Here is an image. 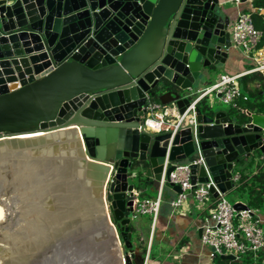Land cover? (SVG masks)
<instances>
[{
  "label": "water",
  "instance_id": "obj_1",
  "mask_svg": "<svg viewBox=\"0 0 264 264\" xmlns=\"http://www.w3.org/2000/svg\"><path fill=\"white\" fill-rule=\"evenodd\" d=\"M230 24L225 0H0V176L14 194L0 204L14 211L15 228L23 213L13 169L28 158L52 159L59 171L71 167L61 191L72 183L88 188L90 220L100 228L92 240L115 238V261L119 256L123 264L144 263L130 229L140 174L158 189L167 157L191 160L197 140L204 162L191 165L192 182L213 178L222 193L233 192L239 165L257 150L264 154V114L240 118L208 104L205 111L198 106L197 125L175 135L143 125L148 95L183 113L191 92L227 63ZM56 196L63 194H47L40 208L67 216ZM56 247L29 242L12 252L0 245L25 262L38 256L41 264L45 254L59 253Z\"/></svg>",
  "mask_w": 264,
  "mask_h": 264
},
{
  "label": "built area",
  "instance_id": "obj_2",
  "mask_svg": "<svg viewBox=\"0 0 264 264\" xmlns=\"http://www.w3.org/2000/svg\"><path fill=\"white\" fill-rule=\"evenodd\" d=\"M238 8L242 4L252 5L253 0H231ZM263 12L262 7L257 9ZM232 46L253 63L248 70L238 74L221 75L215 83L191 92L190 104L183 113L176 106L163 104L153 100L148 95L144 108L143 125L150 132H172L175 135L180 129L190 125H197V108L202 100L209 96L219 98L220 101L231 108L246 113L240 107L239 100H248L239 86L242 76L251 72L264 74V44H262L263 32L259 30L249 12L240 10L238 16L232 21L231 27ZM204 158L199 142L196 140L194 157L189 161L170 162L168 157L165 162L162 177L155 197L140 198L139 192L135 191L134 216L149 214L152 217L153 230L158 221L164 200V192L167 184L180 185L181 192L171 200L173 208L182 206L193 195L200 204L212 202V208L202 225V242L210 248V256L217 258L226 254H233L236 259L242 258L248 252L255 255L261 254L260 260L254 264H264V226L255 211L248 207L237 210L226 193H222L213 178L207 182H192V164H202ZM174 165L173 171L168 174L170 165ZM240 174L234 176L235 184ZM215 187L218 196L215 197L211 188ZM150 249L144 256V263L149 264Z\"/></svg>",
  "mask_w": 264,
  "mask_h": 264
},
{
  "label": "crops",
  "instance_id": "obj_3",
  "mask_svg": "<svg viewBox=\"0 0 264 264\" xmlns=\"http://www.w3.org/2000/svg\"><path fill=\"white\" fill-rule=\"evenodd\" d=\"M232 9V10H231ZM229 9L231 20H235L241 10L238 8ZM253 63L250 59L246 58L239 49L234 48L231 51L227 63L220 67V71L213 77H209L205 85L200 88L209 86L219 80L221 75L224 74H238L251 68ZM256 72L247 73L239 80V86L243 93L248 96V100H239L240 106L248 112L262 113L261 110H249L244 105L251 101L252 105L258 107L264 101V80L260 79V75ZM248 76V77H247ZM220 101L219 98H216ZM221 102V101H220ZM223 109V108H222ZM230 113V110L223 109ZM242 113L241 111H239ZM237 117H242L238 115ZM261 165H264V154L257 150L254 152L253 157L239 165L241 168L238 174L242 172L252 177L259 172ZM242 170V171H241ZM145 197H155L157 188L151 183H147L144 187ZM177 191L172 187H167L164 192V200L162 203L161 211L155 228L153 230L152 217L149 214L134 216L130 225L133 226V242L136 247L137 253H142L143 248L147 251L150 249L149 264H220L217 258L210 256V248L202 242V225L208 217L212 208V202L209 201L200 204L196 201L195 197L191 195L187 201L178 208H173L170 204L171 200L177 195ZM227 196L232 197L231 202L242 201L248 206L247 199L237 189L233 192L227 193ZM142 198L141 196H139ZM264 226V212L255 211ZM138 232V240H134V234ZM229 262L221 264H250L242 257L236 260L226 259Z\"/></svg>",
  "mask_w": 264,
  "mask_h": 264
},
{
  "label": "bare ground",
  "instance_id": "obj_4",
  "mask_svg": "<svg viewBox=\"0 0 264 264\" xmlns=\"http://www.w3.org/2000/svg\"><path fill=\"white\" fill-rule=\"evenodd\" d=\"M40 134L42 133L22 135L19 137H30ZM64 166L65 169L61 168V171H59L52 159L36 163L31 161L30 158L20 160L18 166H15L13 169V178L15 184L14 192L16 193L18 199L16 206L18 208H22L23 215L17 229L15 228L13 231L8 229L6 230L2 227V224L7 220V212H5V209L0 204V242L4 241L3 239L7 240L5 242H9V244L4 243L7 246L6 248L9 247L8 250H11L12 252L14 250H19L21 244L29 242H32L35 247L41 245L46 246L50 242V235L55 230L54 236H57L56 241L60 240L59 236L65 234L64 232H59V229L64 224V221H62L64 217L49 216L46 214L44 209H42V207L40 208L47 194H63V196H56L57 199H55V203L59 202L71 204L83 202V205L86 206L89 214H92L91 199L87 195L89 194L88 188H86V190L83 186H79L78 183H72L67 186L68 188L61 191L63 183L67 181L63 177L66 176L68 171H71V167L69 168L67 164ZM8 183L9 180L0 176V200L5 198L4 195H6V200H13V198H10L6 192ZM72 190L75 191L74 196H72V198L66 197L65 195ZM103 209L104 212H106V207ZM85 225L91 226V223ZM104 247L110 249L108 256H104V258H107L106 261L110 264V255L113 251L116 252L118 249L117 240L115 238L110 239ZM55 249L58 250L57 247ZM6 250L7 249H0V264H6V259H10L13 264H41V258H34V260H30L31 262L28 263L25 262L24 259L21 260V258H19L20 255L14 256L13 253H7ZM54 254L55 257L53 254L52 256H50V254H46L44 257V264H74V262L71 261V258L68 260L63 258L61 260L58 258V253L56 254L55 252ZM115 262H117V264H123L122 259H120L119 256Z\"/></svg>",
  "mask_w": 264,
  "mask_h": 264
},
{
  "label": "rangeland",
  "instance_id": "obj_5",
  "mask_svg": "<svg viewBox=\"0 0 264 264\" xmlns=\"http://www.w3.org/2000/svg\"><path fill=\"white\" fill-rule=\"evenodd\" d=\"M225 7H227L228 9L237 8L231 0H225ZM220 70L221 69H219L217 72H219ZM211 77L213 76L211 75ZM206 102L209 105L213 104L214 107H220V108L228 109V110L231 109L230 106L220 102L218 99H216L213 96H209L206 99ZM2 135H6V134H2ZM74 192L75 191L72 190L71 192L67 193L65 196L68 198H72V196H74ZM12 195L14 194H9V196H12ZM4 197H5L4 200H6V195H4ZM227 197L230 201L232 200V197L230 196H227ZM77 200H78V197H77ZM83 204H84L83 202L65 204L64 208L67 212V216L66 215L64 216V219L62 220L64 221V224L59 229L60 232H64L65 234L59 236L60 240L56 241L57 236H54V233H52L50 235V242H55L59 244V247H57L59 250L58 258H60L61 260L63 258H65L66 260L71 258L72 259L71 261H73L74 264H87V263L88 264H109V262L106 261L107 258H104V256H108V253L110 251L109 248H106L107 246L104 247V245L107 244L108 240H104V241L103 240H100V241L92 240V237L94 236L95 233L99 232L100 228L99 227L93 228L94 224L91 223L92 221L90 220L91 214H89V212L87 211L88 209ZM13 212L9 211L7 213V216H6L7 220L3 222L2 226H5L7 224L11 227L10 229L14 230L15 227L17 226H14V221L12 218ZM56 216L63 217L61 212L58 213ZM144 216L148 217L147 215H144ZM73 218H76L77 222H74V221L72 222ZM88 223H91V226L85 225ZM138 234H139L138 232H135L134 240L135 239L138 240V237H137ZM0 245H2L3 247H7L4 242H0ZM48 250H49L48 253H50L52 251V247L50 246ZM110 256H111L110 264H117L115 262L116 253L113 251ZM27 258H28L27 262L29 263L31 262L30 260H34V258L38 259V256L31 257L29 255V257ZM5 261H6V264H13V262L10 259H6Z\"/></svg>",
  "mask_w": 264,
  "mask_h": 264
},
{
  "label": "trees",
  "instance_id": "obj_6",
  "mask_svg": "<svg viewBox=\"0 0 264 264\" xmlns=\"http://www.w3.org/2000/svg\"><path fill=\"white\" fill-rule=\"evenodd\" d=\"M262 7L264 9V0H253L252 5H246L244 11L249 12L253 18V21L255 23V26L263 32V39L262 44H264V11L260 12L257 9ZM259 74L260 79L264 80V74L260 72H256L254 75ZM248 77V76H247ZM153 100L160 101L158 97H153ZM246 101V100H245ZM240 105V104H239ZM246 108H249V110H261L264 112V101L260 103L257 106L252 105L251 101L244 103ZM199 107L202 110H207L208 104L206 100H202L199 103ZM240 107H243L242 105ZM240 110H237L235 108L230 109V113L236 116L242 115V117L247 118V114L240 113ZM242 171V170H241ZM248 174H244L243 172L240 174L239 180L236 182V189L246 197L247 202L249 204V207L252 208L254 211L257 212H264V165H261L260 170L258 173L253 175L252 177L248 178ZM147 185L145 181V176L143 174L139 175V190L140 196L145 197L146 193L144 190H142ZM131 231L133 230V226L130 225ZM147 252L146 248H143L142 255L145 256ZM248 263L254 264L260 260L261 254L255 255L252 252H248L243 256ZM218 263H225L229 262L226 259H224L222 256L217 257ZM232 264H236L235 262H232Z\"/></svg>",
  "mask_w": 264,
  "mask_h": 264
},
{
  "label": "flooded vegetation",
  "instance_id": "obj_7",
  "mask_svg": "<svg viewBox=\"0 0 264 264\" xmlns=\"http://www.w3.org/2000/svg\"><path fill=\"white\" fill-rule=\"evenodd\" d=\"M231 23H232V20H231ZM230 27H231V24H230Z\"/></svg>",
  "mask_w": 264,
  "mask_h": 264
}]
</instances>
